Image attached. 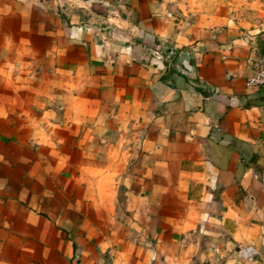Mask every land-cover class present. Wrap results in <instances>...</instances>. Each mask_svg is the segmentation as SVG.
<instances>
[{"label":"crops","instance_id":"obj_1","mask_svg":"<svg viewBox=\"0 0 264 264\" xmlns=\"http://www.w3.org/2000/svg\"><path fill=\"white\" fill-rule=\"evenodd\" d=\"M263 55L264 0H0V264H264Z\"/></svg>","mask_w":264,"mask_h":264},{"label":"built area","instance_id":"obj_2","mask_svg":"<svg viewBox=\"0 0 264 264\" xmlns=\"http://www.w3.org/2000/svg\"><path fill=\"white\" fill-rule=\"evenodd\" d=\"M254 73L251 78L248 79V85L251 87H263L264 88V58L253 61ZM236 259L238 261H244L245 264H252L254 259V252L251 248L239 247L236 252Z\"/></svg>","mask_w":264,"mask_h":264},{"label":"rangeland","instance_id":"obj_3","mask_svg":"<svg viewBox=\"0 0 264 264\" xmlns=\"http://www.w3.org/2000/svg\"><path fill=\"white\" fill-rule=\"evenodd\" d=\"M260 58H264V55L262 56V57H260ZM260 58H258V59H260ZM237 252V251H236ZM216 260H215V262L217 263V264H224V263H222V259L223 260H226L225 258H221V256L218 254V255H216L215 257H214ZM236 259V258H235ZM226 262V261H225ZM239 263L240 264H245V262L244 261H239ZM237 261H235V263L234 264H239Z\"/></svg>","mask_w":264,"mask_h":264}]
</instances>
